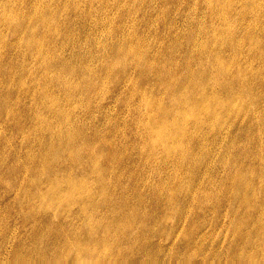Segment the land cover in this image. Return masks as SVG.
<instances>
[{"label":"rangeland","instance_id":"rangeland-1","mask_svg":"<svg viewBox=\"0 0 264 264\" xmlns=\"http://www.w3.org/2000/svg\"><path fill=\"white\" fill-rule=\"evenodd\" d=\"M2 1L4 2V0H0V4H3L2 6L0 5V13L2 14L1 11L4 10L3 13L9 12V14H12L14 18L20 21V23L23 20V27L21 24L18 25L19 28L11 24H3L0 14V29L2 30H0V53L4 54L0 56V264H12V262L13 264L14 262L15 264H24V259H26L25 255H27H24V253H27L30 245L34 244L35 242L39 243L38 249H42L43 251H46L54 246V244L49 243L48 241H42V244L39 242V233H37L35 230L37 227L36 220L33 219V217H27L28 219L25 218L26 208L19 205L18 200H16V195L21 193L22 188L21 185H19L20 181L18 180H21L22 177L20 174L15 175L16 172L14 173V170L16 171L18 164H22L24 168H29V165L31 164L29 155L31 153L38 154L37 151L39 147H41L40 145L49 147L52 150L56 149L57 151H60V153H63L62 150H68L71 153L70 156L72 158L74 156L73 161L71 160L70 156H63L62 161H60L58 166L66 167L69 164L66 167L67 170H73L76 173H85L88 180L91 179L90 182L92 185L101 184L100 186L106 188V192L105 189H103L104 193L95 192L97 195H94V197H96L94 215H96L98 211L103 213L105 216L103 218L104 225L111 227V233L109 232L111 237L110 264H236L237 260V264H248L247 257L249 255L253 258L255 257L254 259L257 264H264L262 253H260L259 248H257L258 240H264V224H262L264 222V202L262 201L264 197V149L262 148V146L264 147V0H262L261 4V0H227L228 2L226 0H107L108 2L106 0L105 2L104 0H90V2L89 0H21V3L20 0H5V5V2L3 3ZM34 2H37L38 5ZM73 2H75V4ZM102 3H104L106 6H104ZM35 5H37V7ZM87 5H89L88 8ZM224 6L226 8H224ZM53 7L56 10L58 8L59 9L56 11L53 9ZM104 7L106 10L103 9ZM110 7L111 10L107 9ZM250 7H252L254 10ZM35 8L38 11L42 10L45 13H47L46 11H49L51 17L54 13L53 18L57 19L55 20L56 23L54 22L53 18H50V26L53 27L52 29L55 28L54 30H51V27L48 24L50 23L49 21L47 23V29V24L41 27L42 24L37 23V18L36 20L33 19L34 17H37V13L34 12L36 11ZM136 9L137 11H135ZM226 10L227 13H230L231 17H229V14L225 12ZM56 12L58 14H55ZM240 12H243L242 15ZM28 13L31 15L34 14L32 15L34 17L30 16ZM126 13L128 14L127 16ZM103 14H105V16ZM152 14H154L155 17ZM28 15L30 16V19L28 18ZM54 15H56V18ZM100 15L102 18H100ZM159 15L161 17H159ZM215 16L218 18V20ZM25 17L29 19V22ZM91 17H93L95 20ZM130 19L131 21H129ZM32 20L33 22L31 23ZM35 23L38 25L36 26ZM105 23L107 25H105ZM7 25L9 26L7 27ZM10 26L17 28H11L12 30H10ZM37 27H40L41 30L39 28L37 29ZM124 27L125 29L128 27L126 29L127 31L124 29ZM27 28H32V30H34V35H39L38 40L41 41L39 44H36V42H31V44L27 41L29 33V29ZM7 29L10 30V34ZM190 29L191 31L189 32ZM45 30L47 32H45ZM19 31H22L21 35ZM252 31L255 35L252 34ZM100 32H102V34H100ZM12 34L15 35L12 36ZM26 34L27 37H25ZM119 34L121 35L119 36ZM3 35L7 38L3 37ZM186 35L188 36L186 37ZM210 35L212 37H210ZM19 36H21V38ZM126 36H128V39ZM154 37L156 41L154 40ZM258 37H260V39H258ZM1 38L2 40L5 39V41H2V43ZM15 38L18 39L17 42ZM191 38L192 40L190 41ZM7 39H9V41ZM10 39L12 40V43H9L11 42ZM21 39H24L25 41L23 40L24 42H22ZM137 39L139 41H137ZM174 40L177 41L174 42ZM124 41L126 42L125 45H123ZM199 41H202V43ZM203 41L205 42L203 43ZM120 42L122 43L121 45ZM29 43L33 47L30 46ZM52 43L53 46L50 45ZM109 43L111 46H109ZM199 43L200 46L197 47ZM134 44L137 47H134ZM144 44L145 46H143ZM16 46L21 48L18 50L15 48ZM26 46H28L29 49H27ZM38 48L42 49L39 50ZM247 49H249V53ZM26 50L28 53L25 52ZM45 50L47 54L50 53L51 57L48 56L49 54L47 56L44 55L46 54ZM229 52H232V54ZM41 53L43 56L40 58L42 55ZM241 54L242 56L244 55V57H242ZM182 58H184V60ZM244 58L245 65L243 64ZM46 59L47 61L49 60L47 63ZM105 59L109 64L113 62L111 64L112 67L105 61ZM214 60L216 63H214ZM233 60L236 62H233ZM231 63V68H229L228 65ZM260 63H262V65ZM46 64L48 67L45 69ZM213 64L214 66H212ZM24 66H26L27 70ZM248 66L249 68H247ZM203 68L205 69L203 70ZM217 68H219V71ZM132 72L135 73L132 74ZM199 72L202 73L201 76H199ZM217 72H219L218 75L220 76L218 78ZM220 73L223 75L221 76ZM38 74H40V76H38ZM227 74L229 76H227ZM260 74H262V77ZM45 75L46 78L48 76V79L45 78ZM236 75L239 78H236ZM117 76L121 78H118ZM165 76L166 78L173 76L176 83H179L178 85L181 87L180 89L182 91L183 89L185 90L184 87L187 86L186 90L188 97L190 94L191 97H197L199 94L202 96L208 94L210 97H212V95L216 96L218 98V102L216 103L217 105H209L210 108H208V111L211 110L209 116L207 110L202 112L204 117L202 116V119L198 125L194 126V129L197 127L199 130H193L192 125L194 124V120L192 119V116L188 115V117L182 122V125L185 126L184 130L186 131V136H172L169 138L170 145L172 147L170 152L164 153L160 145V147L155 145L156 147L154 149L156 153L153 154V156L147 154L148 151L146 148H144V138L146 137L143 123L146 120V114H148L147 112L150 110V106L146 105L145 103V97H158L160 95V97H162V101H165L166 105L168 106L178 102L177 100L173 99V96L170 95L168 91L166 92V83L164 82V79H166ZM234 76L236 77L234 78ZM205 77L206 79H204ZM257 77H259V79ZM160 78H162V80ZM241 78L244 82H242ZM95 79H99L97 81L98 83ZM123 80L125 82H123ZM136 80H138V82ZM200 80H202L204 83L202 86H199ZM215 80H218V85L216 84ZM21 81L23 82L21 83ZM117 81L120 83L117 84ZM249 81L251 85L249 84ZM46 83L48 84L46 85ZM72 83L76 86V88ZM5 85H8V87ZM56 85H58V87ZM67 86L69 88H67ZM104 86L108 91L104 89ZM223 86H227L225 90L223 89ZM229 86L232 89L228 90V88H230ZM73 87L75 90H73ZM97 87L100 88L98 89L100 91H97ZM136 87L137 89H135ZM259 87L260 89H258ZM145 88L148 89L145 90ZM191 88L192 91H189ZM24 89L28 92H25ZM138 89L140 91H138ZM220 89L223 90L221 91ZM44 90H47V93H44ZM237 90L239 92L238 95L236 94ZM242 90L244 93L241 94ZM49 92L50 94H48ZM261 92L263 94H260ZM167 93L169 95H167ZM224 93H227V98ZM246 93H248V97L245 95ZM216 94H218V96ZM221 94L222 97L220 96ZM94 95L97 96L94 97ZM40 96H43L42 100ZM249 97H251L252 102L249 103L250 106H245L246 104L248 105V101H250ZM253 97L255 102H253ZM255 97H257V101ZM50 98L53 99L51 100ZM65 98L66 101H64ZM83 98L85 100H83ZM120 99L124 103L121 102ZM245 100L247 103H245ZM71 102H73L74 105L73 103L71 104ZM32 103L35 105V107L32 105ZM47 103L52 107H56L57 105V108L63 111H70L67 119L68 125L62 123L60 117H56V115H54L51 110L47 109L45 106ZM62 104L63 107L65 105L66 108L64 107L62 109ZM123 104H125L126 107L123 106ZM13 108H15V110ZM243 109L246 111L245 113L243 112ZM228 110L229 113H227ZM141 111L143 112V116H141ZM238 111L240 112L238 113ZM242 112L244 116L242 115ZM40 115L44 116V120H46L43 122L42 126L43 128L45 127L44 129H42L39 119H36L37 116ZM49 115L51 117L50 119L48 118ZM213 117H215L217 120H215ZM142 119H144L143 122ZM212 119L214 125L212 124ZM219 119H222V121ZM31 120L33 121L32 124ZM221 122L225 123L223 124ZM227 123L229 127L228 125L226 127L224 126ZM33 124L36 128L33 127ZM122 125H125L123 126V129ZM199 125L201 127H199ZM138 126L140 127L138 128ZM210 126H212V128ZM116 127L119 128L118 131ZM208 127H210L212 131H210V128ZM223 127L225 131L222 130ZM120 129L121 131L123 130V133H121ZM63 136L64 139H62ZM111 136L113 137L112 139ZM54 139L56 141H54ZM84 140L86 142H84ZM176 140L178 141V145L175 143ZM105 141H108L109 143ZM110 142L112 143L110 144ZM86 143L88 146L85 145ZM260 144L262 146H260ZM118 146L119 148H117ZM159 149L161 150L159 151ZM177 151L180 152L177 153ZM182 152L183 155L185 153L184 158L182 155H180ZM78 153H80L82 157ZM257 153L258 155H256ZM95 154L97 155L95 156ZM224 154H228L226 158ZM156 155L158 159L155 158ZM114 156L116 157L114 158ZM243 156L244 159H242ZM162 157H165V159H162ZM176 157H178V159H176ZM168 158L169 161L167 160ZM97 159L103 163L102 172H95L89 168V164H91L94 160L96 161ZM175 164H177L176 167ZM77 165H79L78 170L76 167ZM177 167L178 169H176ZM186 167L188 168L186 169ZM103 173H105V176H103ZM254 173H257L258 177ZM28 174L29 173L27 172L24 173V177L26 179L27 176L30 175ZM37 176L39 180L37 179ZM43 177L45 176L39 175L38 173L35 176V179H32L31 183H38L44 179ZM241 177H243V180ZM234 178H236L237 182ZM96 182L98 183L96 184ZM231 183H234V186ZM243 183L245 184L242 187ZM177 185L180 188L177 187ZM154 187L156 189H154ZM258 187L259 191L257 189ZM234 189H236L235 192H233ZM257 192H260L259 196ZM246 193L248 195H246ZM233 194H236L237 197H235ZM237 199L241 200L238 201ZM258 201L259 203H257ZM102 203L104 204L102 205ZM256 203L259 204L258 206L260 208ZM255 205L256 207H254ZM255 211L257 213H255ZM126 215L128 216L126 217ZM113 219H115V222H113ZM241 219L243 221L246 220L245 225ZM98 220L97 218L93 220V224L95 225V223L101 222ZM239 221L242 222L239 223ZM257 224L258 226L260 224V226H256ZM261 226H263V233L260 229ZM129 231L132 233L131 235L129 234ZM6 233L8 235H6ZM133 235L134 237H132ZM20 245L21 247H19ZM132 245L135 246L133 247ZM15 250L18 252L16 256L17 258L13 257ZM242 252H245L244 255L246 254V258L243 256ZM31 258L35 261L34 263H36L38 260L34 253L31 255Z\"/></svg>","mask_w":264,"mask_h":264},{"label":"bare ground","instance_id":"bare-ground-1","mask_svg":"<svg viewBox=\"0 0 264 264\" xmlns=\"http://www.w3.org/2000/svg\"><path fill=\"white\" fill-rule=\"evenodd\" d=\"M13 1V0H12ZM24 1V0H23ZM35 1V0H34ZM107 1V0H106ZM206 1V0H205ZM217 1V0H216ZM227 1V0H226ZM256 1H258V0H256ZM3 2V1H2ZM5 2V3H4ZM4 5L6 4V1L4 0ZM17 2V1H16ZM31 2V1H30ZM38 2V1H37ZM37 2L35 3V4H37ZM89 2H90V0H89ZM104 2H105V0H104ZM108 2V1H107ZM228 2V1H227ZM247 2V1H246ZM253 2V1H252ZM255 2V1H254ZM261 2H262V0L260 1V4H261ZM20 3H21V0H20ZM33 3V2H32ZM41 3V2H40ZM62 3V2H61ZM74 4H75V2H73ZM118 3H119V1H118ZM121 3H122V1H121ZM121 3H120V5H121ZM137 3V2H136ZM143 3V2H142ZM211 3V2H210ZM234 3H235V1H234ZM259 3V2H258ZM15 4V3H14ZM56 4V3H55ZM102 4H104V3H102ZM111 4V3H110ZM117 4V3H116ZM236 4V3H235ZM1 5V4H0ZM3 5V4H2ZM1 5V6H2ZM8 5V4H7ZM38 5V4H37ZM37 5H35L36 7H37ZM119 5V4H118ZM117 5V6H118ZM126 5H127V2H126ZM167 5V4H166ZM197 5V4H196ZM225 5V4H224ZM242 5H243V3H242ZM250 5V4H249ZM258 5V4H257ZM47 6H51V5H47ZM54 6V5H53ZM57 6V5H56ZM55 6V7H56ZM88 6L89 5H87V8H88ZM104 6H106L105 4H104ZM111 6V5H110ZM122 6V5H121ZM207 6H208V3H207ZM216 6V5H215ZM222 6H223V2H222ZM250 6H252V5H250ZM256 6V5H255ZM261 6V5H260ZM7 7H9V6H7ZM41 7V6H40ZM39 7V8H40ZM59 7V6H58ZM125 7V6H124ZM127 7V6H126ZM134 7V6H133ZM168 7V6H167ZM234 7V6H233ZM253 7V6H252ZM252 7H250V8H252ZM19 8V7H18ZM17 8V9H18ZM38 8V9H39ZM42 8V7H41ZM40 8V9H41ZM44 8V7H43ZM48 8V7H47ZM60 8V7H59ZM58 8V9H59ZM63 8V7H62ZM208 8V7H207ZM217 8H218V6H217ZM224 8H226L225 6H224ZM223 8V9H224ZM241 8V7H240ZM34 9V8H33ZM36 9V8H35ZM39 9V10H40ZM53 9H55L54 7H53ZM57 9V10H58ZM103 9H105V7L103 8ZM107 9H110L111 10V7L110 8H107ZM113 9V8H112ZM214 9V8H213ZM242 9V8H241ZM253 9V8H252ZM258 9V8H257ZM8 10H9V8H8ZM56 10V9H55ZM56 10V11H57ZM62 10V9H61ZM106 10V9H105ZM127 10H129V9H127ZM209 10V9H208ZM222 10V9H221ZM232 10V9H231ZM247 10V9H246ZM254 10V9H253ZM3 11L4 10H2L1 12H2V14H1V17H2V21H3V24H11V25H14V26H17L18 27V25L19 24H21V26H22V19H24V18H22L21 20V23H20V21H18V19H16V18H14L13 17V15L11 14H9V12L7 13V12H4L3 13ZM33 11V10H32ZM109 11V10H108ZM135 11H137V9L135 10ZM211 11V10H210ZM223 11V10H222ZM249 11V10H248ZM34 12H36L37 14V17H34V16H32V15H34V14H30V13H28V14H30V16H32V17H34L33 19H35L36 20V18H37V20L36 21H38L37 23L38 24H42L41 25V27L42 26H45L47 23H48V21L50 22L51 21V19L50 18H53V14H52V17L50 16V13H49V11H46L47 13H45V12H43L42 10H40V11H38L37 9H36V11H34ZM111 12V11H110ZM127 12V11H126ZM216 12H217V10H216ZM226 13H227V10L225 11ZM225 12H224V14H225ZM244 12V11H243ZM242 12V13H243ZM252 12V11H251ZM13 13V12H12ZM33 13V12H32ZM60 13V12H59ZM87 13V12H86ZM101 13V12H100ZM120 13V12H119ZM132 13V12H131ZM135 13V12H134ZM158 13V12H157ZM213 13V12H212ZM234 13H236V12H234ZM233 13V14H234ZM239 13V12H238ZM237 13V14H238ZM241 13V12H240ZM242 13H241V15H242ZM15 14H17V13H15ZM22 14V13H21ZM55 14H58L57 12L55 13ZM110 14V13H109ZM118 14V13H117ZM210 14H211V12H210ZM215 14H217V13H215ZM227 14H229V17H231L230 16V13L228 12ZM26 15V14H25ZM104 16H105V14H103ZM128 14L126 13V16H127ZM152 15H154V14H152ZM155 15H156V13H155ZM155 15H154V17H155ZM208 15V14H207ZM261 15H262V13H261ZM29 15H28V18L30 17ZM117 16V15H116ZM245 16V15H244ZM244 16H243V18H244ZM259 16V15H258ZM31 17V18H32ZM54 17L56 18V15H54ZM57 17H59V16H57ZM109 17V16H108ZM107 17V18H108ZM131 17H132V14H131ZM159 17H161L160 15H159ZM163 17V16H162ZM216 17V16H215ZM222 17V16H221ZM240 17V16H239ZM26 18V17H25ZM91 18H93V17H91ZM100 18H102L101 17V15H100ZM117 18V17H116ZM210 18V17H209ZM217 18V17H216ZM30 19V18H29ZM29 19H27L26 18V20L28 21ZM94 19V18H93ZM92 19V20H93ZM213 19V18H212ZM211 19V20H212ZM53 20H54V22H55V20H57V19H54L53 18ZM95 20V19H94ZM102 20V19H101ZM217 20H218V18H217ZM216 20V21H217ZM104 21V20H103ZM102 21V22H103ZM129 21H131V19L129 20ZM128 21V22H129ZM242 21V20H241ZM240 21V22H241ZM1 22V21H0ZM29 22V21H28ZM27 22V23H28ZM33 22V20L31 21V23ZM53 22V21H52ZM220 22V21H219ZM30 23V24H31ZM56 23V22H55ZM104 23V22H103ZM29 24V23H28ZM37 24V25H38ZM49 24V26H50V24H51V22L50 23H48ZM48 24H47V29H48ZM224 24H225V22H224ZM241 24V23H240ZM35 25H36V23H35ZM36 25V26H37ZM55 25V24H54ZM105 25H107L106 23H105ZM108 25H110V24H108ZM127 25V24H126ZM193 25V24H192ZM2 26V25H1ZM4 26V25H3ZM9 25H7V27H8ZM31 26V25H30ZM218 26V25H217ZM223 26V25H222ZM225 26V25H224ZM226 26H227V23H226ZM5 27H6V25H5ZM17 27H11L10 26V30H12L11 28H17ZM23 27V26H22ZM28 27H29V25H28ZM51 27V26H50ZM103 27V26H102ZM105 27V26H104ZM108 27V26H107ZM237 27H238V25H237ZM1 28V27H0ZM19 28V27H18ZM40 29V27H37V29ZM53 27H51V30H54V29H52ZM128 28V27H127ZM126 28V29H127ZM134 28V27H133ZM240 28V27H239ZM4 29H6V28H4ZM25 29V28H24ZM27 29H29V28H27ZM35 29V28H34ZM36 29V30H37ZM43 29V28H42ZM45 29V28H44ZM105 29V28H104ZM124 29H125V27H124ZM125 29V30H126ZM169 29V28H168ZM192 29V28H191ZM191 29L189 30V32L191 31ZM194 29V28H193ZM215 29H216V27H215ZM215 29H214V31H215ZM1 30V29H0ZM8 30V29H7ZM10 30H8L9 31V34H10ZM41 30V29H40ZM50 30V31H51ZM107 30V29H106ZM212 30V29H211ZM226 30V29H225ZM2 31V30H1ZM1 31H0V33H1ZM4 31V30H3ZM22 31H23V29H22ZM21 31V32H22ZM28 31V30H27ZM127 31V30H126ZM133 31V30H132ZM145 31H147V30H145ZM153 31H155V30H153ZM12 32V31H11ZM21 32L19 31V33H20V35H21ZM41 32V31H40ZM45 32H47L46 30H45ZM44 32V33H45ZM49 32V31H48ZM106 32V31H105ZM125 32V31H124ZM157 32V31H156ZM169 32V31H168ZM188 32V33H189ZM224 32V31H223ZM227 32H228V30H227ZM253 32V31H252ZM3 33H5V32H3ZM35 33H36V31H35ZM99 33V32H98ZM133 33H135V32H133ZM192 33V32H191ZM214 33V32H213ZM212 33V34H213ZM218 33V32H217ZM229 33V32H228ZM17 34V33H16ZM37 34V33H36ZM43 34V33H42ZM100 34H102V32H100ZM106 34H107V32H106ZM215 34H216V32H215ZM223 34V33H222ZM231 34V33H230ZM230 34H229V36H230ZM250 34H251V31H250ZM253 35H255L254 34V32L252 33ZM15 35V34H14ZM13 34H12V36H14ZM108 35V34H107ZM121 34H119V36H120ZM126 35H127V32H126ZM129 35V34H128ZM135 35V34H134ZM193 35V34H192ZM0 36H1V34H0ZM11 36V37H12ZM35 36L36 35H34V30H32V28L31 29H29V33H28V37H27V34H26V36L25 37H27V41L28 42H36V44H39V42H41V41H39L38 40V34H37V36H36V38H35ZM188 35H186V37H187ZM194 36V35H193ZM204 36V35H203ZM228 36V37H229ZM247 36V35H246ZM3 37H5V38H7L6 36H4L3 35ZM20 38H21V36H19ZM111 37V36H110ZM127 37V39H128V36H126ZM130 37V36H129ZM181 37V36H180ZM183 37V36H182ZM210 37H212L211 35H210ZM44 38V37H43ZM43 38H41V39H43ZM109 38V37H108ZM122 38V37H121ZM247 38H248V36H247ZM252 38V37H251ZM257 38V37H256ZM4 39V38H3ZM16 39V38H15ZM123 39H124V37H123ZM130 39V38H129ZM143 39V38H142ZM160 39H161V37H160ZM195 39V38H194ZM229 39H230V37H229ZM243 39V38H242ZM258 39H260V37H258ZM8 41H9V39H7ZM17 40L18 39H16V42H17ZM24 39H21V41L22 42H24L23 41ZM110 40V39H109ZM117 40V39H116ZM121 40V39H120ZM131 40V39H130ZM130 40H129V42H130ZM154 40H155V37H154ZM153 40V41H154ZM181 40V39H180ZM184 40V39H183ZM192 40V38L190 39V41ZM205 40V39H204ZM2 41H5V39L4 40H2V38H1V43H2ZM7 41V42H8ZM10 41L11 42H9V43H12V40L10 39ZM14 41V40H13ZM86 41H87V39H86ZM97 41V40H96ZM112 41V40H111ZM121 41H123V40H121ZM137 41H139L138 39H137ZM141 41V40H140ZM156 41V40H155ZM157 41H159V40H157ZM175 41H177V40H174V42ZM194 41V40H193ZM214 41V40H213ZM253 41V40H252ZM258 41H260V40H258ZM52 42V41H51ZM98 42V41H97ZM97 42H95V43H97ZM110 42V41H109ZM127 42H128V40H127ZM200 43H202V41H199ZM205 41H203V43H204ZM211 42H212V39H211ZM235 42V41H234ZM243 42V41H242ZM254 42H255V40H254ZM5 43V42H4ZM20 43V42H19ZM18 43V44H19ZM29 43V45L30 46H32L31 44ZM106 43V42H105ZM111 43V42H110ZM110 43H109V46H111L110 45ZM125 41L123 42V45H125ZM134 43V42H133ZM137 43V42H136ZM162 43V42H161ZM200 43H199V45H197V47L198 46H200ZM232 43V42H231ZM236 43H237V41H236ZM249 43V42H248ZM26 44V43H25ZM122 43L120 42V45H121ZM129 44V43H128ZM139 44V43H138ZM163 44V43H162ZM170 44V43H169ZM168 44V45H169ZM188 44H190V43H188ZM239 44V43H238ZM14 45V44H13ZM17 45V44H16ZM50 45H52L53 46V43L52 44H50ZM99 45V44H98ZM97 45V46H98ZM119 45V44H118ZM131 45V44H130ZM140 45V44H139ZM138 45V46H139ZM152 45V44H151ZM158 45V44H157ZM164 45H166V44H164ZM205 45V44H204ZM24 46V45H23ZM29 46V47H30ZM143 46H145V44L143 45ZM161 46V45H160ZM241 46V45H240ZM254 46V45H253ZM27 47V49H29L28 48V46H26ZM33 47V46H32ZM36 47V46H35ZM44 47V46H43ZM47 47V46H46ZM45 47V48H46ZM114 47V46H113ZM113 47H111V48H113ZM121 47V46H120ZM133 47V46H132ZM134 47H137V46H135V44H134ZM140 47V46H139ZM166 47V46H165ZM169 47V46H168ZM205 47V46H204ZM3 48V47H2ZM1 48V49H2ZM13 48V47H12ZM15 48H17L18 50L21 48H18L17 46L15 47ZM124 48V47H123ZM155 48V47H154ZM157 48V47H156ZM188 48H189V45H188ZM248 48H250V47H248ZM35 49V48H34ZM39 50H41L40 48H38ZM37 49V50H38ZM44 49V48H43ZM163 49V48H162ZM200 49H202V48H200ZM232 49V48H231ZM234 49V48H233ZM262 49V48H261ZM260 49V50H261ZM264 49V48H263ZM36 50V51H37ZM129 50V49H128ZM135 50V49H134ZM138 50V49H137ZM154 50V49H153ZM184 50V49H183ZM199 50V49H198ZM209 50H210V48H209ZM238 50H239V48H238ZM252 50V49H251ZM2 51H3V49H2ZM30 51H31V49H30ZM108 51V50H107ZM109 51H110V49H109ZM119 51V50H118ZM118 51H116V52H118ZM121 51V50H120ZM136 51V50H135ZM170 51H171V49H170ZM196 51V50H195ZM200 51V50H199ZM216 51V50H215ZM232 51V50H231ZM240 51V50H239ZM247 51H248V53H249V49H247ZM255 51V50H254ZM25 52H27L28 53V51L26 50ZM45 52H46V50H45ZM181 52H183V51H181ZM213 52V51H212ZM236 52V51H235ZM253 52V51H252ZM33 53V52H32ZM31 53V54H32ZM37 53H38V51H37ZM115 53V52H114ZM129 53V52H128ZM188 53H189V50H188ZM230 53V52H229ZM234 53V52H233ZM241 53V52H240ZM247 53V54H248ZM1 55L0 56H2V54L3 53H0ZM6 54V53H5ZM42 54V53H41ZM49 54V55H48ZM47 54V52H46V54H44V55H48V56H50V53H48ZM103 54H105V53H103ZM117 54V53H116ZM115 54V55H116ZM133 54H134V52H133ZM136 54V53H135ZM214 54V53H213ZM217 54V53H216ZM223 54V53H222ZM230 54H232V52L230 53ZM229 54V55H230ZM245 54V53H244ZM260 54H261V52H260ZM4 55V54H3ZM22 55H23V51H22ZM29 55V54H28ZM35 55H38V54H35ZM140 55V54H139ZM218 55V54H217ZM236 55V54H235ZM259 55V54H258ZM257 55V56H258ZM43 56V54L40 56V58ZM118 56V55H117ZM129 56V55H128ZM136 56V55H135ZM135 56H134V58H135ZM157 56V55H156ZM170 56V55H169ZM240 56V55H239ZM241 56H242V54H241ZM263 56V55H262ZM262 56H260V57H262ZM36 57V56H35ZM51 57V56H50ZM49 57V58H50ZM104 57H105V55H104ZM103 57V58H104ZM115 57V56H114ZM160 57V56H159ZM219 57V56H218ZM222 57V56H221ZM235 57V56H234ZM242 57H244V55L242 56ZM241 57V58H242ZM31 58V57H30ZM38 58V57H37ZM48 58V59H49ZM158 58V57H157ZM230 58H231V56H230ZM32 59V58H31ZM31 59H29V60H31ZM33 59H34V56H33ZM52 59V58H51ZM57 59V58H56ZM114 59V58H113ZM149 59V58H148ZM183 60H184V58H182ZM214 59H215V57H214ZM233 59V58H232ZM235 59V58H234ZM258 59H259V57H258ZM257 59V60H258ZM263 59V58H262ZM36 60V59H35ZM121 60V59H120ZM134 60V59H133ZM160 60V59H159ZM188 60V59H187ZM223 60V59H222ZM253 60V59H252ZM251 60V61H252ZM32 61V60H31ZM49 61V60H48ZM47 61V59H46V63L48 62ZM105 61H106V59H105ZM123 61V60H122ZM128 61V60H127ZM139 61V60H138ZM167 61V60H166ZM174 61V60H173ZM189 61V60H188ZM215 61V60H214ZM248 61V60H247ZM29 62V61H28ZM43 62H45V61H43ZM57 62V61H56ZM98 62H99V60H98ZM103 62H104V60H103ZM107 62V61H106ZM115 62V61H114ZM159 62V61H158ZM233 62H236L235 60H233ZM244 62H245V58H244V61H243V64H244ZM33 63V62H32ZM108 63V62H107ZM111 63V62H110ZM113 63V62H112ZM111 63V64H112ZM166 63V62H165ZM189 63V62H188ZM211 63V62H210ZM214 63H216V61L214 62ZM223 63V62H222ZM247 63V62H246ZM249 63V62H248ZM49 64V63H48ZM77 64V63H76ZM101 64H102V62H101ZM104 64H105V62H104ZM109 64V63H108ZM107 64V65H108ZM111 64H109V65H111ZM128 64V63H127ZM175 64H176V62H175ZM227 64V63H226ZM225 64V65H226ZM261 65H262V63H260ZM25 65V64H24ZM45 65V64H44ZM98 65H99V63H98ZM138 65V64H137ZM152 65H153V63H152ZM182 65V64H181ZM183 65H184V63H183ZM189 65V64H188ZM200 65V64H199ZM224 65V66H225ZM230 65H232V63L231 64H229L228 66H229V68H231L230 67ZM236 65V64H235ZM245 65V64H244ZM9 66H11V65H9ZM26 66H28V65H26ZM26 66H24L25 67V69L27 70V68H26ZM50 66V65H49ZM66 66H67V64H66ZM83 66H84V64H83ZM95 66V65H94ZM174 66H176V65H174ZM212 66H214V64L212 65ZM222 66V65H221ZM223 66V67H224ZM228 66H227V68H228ZM260 66V65H259ZM14 67V66H13ZM12 67V68H13ZM21 67V66H20ZM48 66H47V64H46V66H45V69L47 68ZM68 67V66H67ZM110 67V66H109ZM111 67H112V65H111ZM133 67V66H132ZM138 67V66H137ZM191 67V66H190ZM190 67H188V68H190ZM199 67V66H198ZM197 67V68H198ZM223 67H222V69H223ZM237 67H238V65H237ZM263 67H264V65H263ZM11 68V69H12ZM22 68V67H21ZM85 68V67H84ZM95 68V67H94ZM94 68H93V70H94ZM116 68V67H115ZM114 68V69H115ZM135 68V67H134ZM178 68V67H177ZM182 68V67H181ZM236 68V67H235ZM247 68H249V66L247 67ZM250 68H252V67H250ZM29 69V68H28ZM50 69V68H49ZM73 69V68H72ZM108 69V68H107ZM112 69V68H111ZM183 69H184V67H183ZM192 69V68H191ZM205 68H203V70H204ZM211 69H212V67H211ZM218 69V71H219V68H217ZM0 70H1V68H0ZM10 70V69H9ZM69 70V69H68ZM71 70V69H70ZM91 70H92V67H91ZM109 70V69H108ZM107 70V71H108ZM132 70V69H131ZM143 70V69H142ZM141 70V71H142ZM149 70V69H148ZM156 70V69H155ZM172 70V69H171ZM182 70V69H181ZM209 70V69H208ZM48 71V70H47ZM46 71V72H47ZM103 71V70H102ZM101 71V72H102ZM105 71H106V69H105ZM133 71V70H132ZM144 71V70H143ZM173 71V70H172ZM171 71V72H172ZM206 71V70H205ZM226 71V70H225ZM230 71V70H229ZM6 72H7V69H6ZM29 72V71H28ZM49 72H50V70H49ZM49 72H48V76H49ZM109 72V71H108ZM130 72V71H129ZM151 72H152V70H151ZM187 72V71H186ZM204 72V71H203ZM237 72H238V70H237ZM52 73V72H51ZM89 73V72H88ZM110 73H111V71H110ZM133 73H135V72H132V74ZM195 73H197V72H195ZM200 73V72H199ZM212 73V72H211ZM228 73V72H227ZM249 73V72H248ZM248 73H246V74H248ZM30 74V73H29ZM87 74V73H86ZM98 74V73H97ZM119 74V73H118ZM157 74V73H156ZM158 74H159V72H158ZM174 74V73H173ZM173 74H170V75H173ZM207 74H208V72H207ZM219 74V72H217V75ZM221 74V76L223 75L222 73H220ZM234 74V73H233ZM232 74V75H233ZM239 74V73H238ZM243 74V73H242ZM37 75V74H36ZM130 75V74H129ZM139 75H140V73H139ZM202 75V73H200L199 74V76H201ZM261 75V77H262V74H260ZM259 75V76H260ZM11 76V75H10ZM26 76V75H25ZM30 76V75H29ZM38 76H40V74H38ZM42 76V75H41ZM48 76H47V78H46V75H45V78L46 79H48ZM99 76V75H98ZM186 76V75H185ZM216 76V75H215ZM227 76H229L228 74H227ZM237 76V75H236ZM236 76H234V78L236 77ZM250 76H252V75H250ZM27 77V76H26ZM25 77V78H26ZM42 77H44V76H42ZM97 77V76H96ZM101 77H104V76H101ZM112 77V76H111ZM118 77V76H117ZM168 77V76H167ZM183 77V76H182ZM194 77H196V76H194ZM212 77H213V74H212ZM218 77H220L219 75L217 76V78ZM249 77V76H248ZM4 78V77H3ZM2 78V79H3ZM38 78V77H37ZM51 78V77H50ZM82 78H83V76H82ZM84 78H85V76H84ZM98 78V77H97ZM118 78H121V77H118ZM126 78V77H125ZM131 78V77H130ZM130 78H129V80H130ZM133 78V77H132ZM149 78V77H148ZM165 78H166V76H165ZM236 78H239L238 76L236 77ZM246 78H247V76H246ZM258 79H259V77H257ZM1 79V78H0ZM9 79V78H8ZM22 79V78H21ZM72 79V78H71ZM146 79V78H145ZM161 80H162V78H160ZM175 78L172 76V77H168V78H166V79H164L165 81V83H166V92L168 91V93L170 94V95H172L173 96V99L174 100H177L178 102H175V104H173V105H166V102L164 101H162V97H160V95L158 96V97H149V96H146L145 97V103H146V105H148V106H150V110L147 112L148 114H146V120H145V122L143 123V125H144V127H145V137L146 138H144V148H146V150L148 151V153L147 154H150V155H153V154H155L156 153V151H155V145H160L161 146V149H162V151L164 152V153H166V152H170L171 151V149H172V147H171V145H170V139L169 138H171L172 136H184L185 135V130H184V127L185 126H183L182 125V122L188 117V115H190V116H192L193 118V120H194V124L192 125V127H193V130H195V129H197V127H195V129H194V126L196 125H198V123L201 121V119H202V116H203V114H202V112L203 111H208V108H210L209 107V105L210 104H216L217 102H218V98L216 97V96H214V95H212V97H210V95H200L199 94V96H197V97H191V94L189 95V97H188V95H187V90H186V87H184L185 88V90L183 89V91L180 89L181 87L178 85L179 83H176V81L174 80ZM181 79V78H180ZM187 79V78H186ZM197 79V78H196ZM204 79H206V77L204 78ZM249 80H251L250 78H248ZM262 79V78H261ZM34 80H36V79H34ZM96 80V79H95ZM99 80V79H98ZM98 80H96V82L98 81ZM122 80V79H121ZM125 80V79H124ZM123 80V82H125ZM140 80V79H139ZM225 80V79H224ZM223 80V81H224ZM241 80H242V82H244L243 81V79L241 78ZM1 81V80H0ZM20 81V80H19ZM25 81H27V80H25ZM48 81V80H47ZM52 81V80H51ZM102 81H103V79H102ZM101 81V82H102ZM133 81V80H132ZM137 82H138V80H136ZM218 81V80H217ZM217 81L215 80V82H216V84L218 85V83H217ZM230 81V80H229ZM9 82V81H8ZM23 81H21V83H22ZM37 82V81H36ZM44 82H45V80H44ZM43 82V83H44ZM49 82V81H48ZM55 82V81H54ZM91 82V81H90ZM95 82V83H96ZM108 82V81H107ZM184 82V81H183ZM231 82V81H230ZM241 82V81H240ZM242 82H241V84H242ZM252 82H253V80H252ZM28 83V82H27ZM29 83L31 84V82L29 81ZM34 83V82H33ZM74 83H75V81H74ZM92 83V82H91ZM98 83V82H97ZM105 83H106V81H105ZM118 83H120V82H118L117 81V84ZM121 83H122V81H121ZM131 83V82H130ZM185 83V82H184ZM197 83V82H196ZM36 84V83H35ZM34 84V85H35ZM48 83H46V85H47ZM55 84V83H54ZM67 84V83H66ZM73 84V83H72ZM72 84H70V85H72ZM103 84V83H102ZM127 84V83H126ZM132 84V83H131ZM134 84H135V82H134ZM139 84V83H138ZM204 83H203V81L202 80H200V82H199V86H202ZM227 84V83H226ZM245 84V83H244ZM249 84H250V81H249ZM3 85V84H2ZM41 85V84H40ZM53 85V84H52ZM52 85H51V87H52ZM60 85H62V84H60ZM65 85V84H64ZM74 85V84H73ZM79 85V84H78ZM81 85V84H80ZM92 85V84H91ZM221 85V84H220ZM220 85H219V87H220ZM223 85H224V83H223ZM233 85V84H232ZM251 85V84H250ZM6 86V85H5ZM20 86V85H19ZM26 86V85H25ZM32 86H33V84H32ZM57 87H58V85H56ZM75 86V85H74ZM93 86V85H92ZM91 86V87H92ZM96 86H97V84H96ZM98 86H99V84H98ZM113 86V85H112ZM111 86V87H112ZM117 86V85H116ZM127 86V85H126ZM137 86V85H136ZM194 86H196V85H194ZM225 86V85H224ZM223 86V87H224ZM6 87H8V85L6 86ZM5 87V88H6ZM37 87H39V86H37ZM41 87V86H40ZM50 87V88H51ZM90 87V88H91ZM103 87V86H102ZM118 87V86H117ZM121 87V86H120ZM147 87V86H146ZM227 87V86H226ZM226 87H224L223 89L225 90V88ZM230 87V86H229ZM21 88V87H20ZM22 88H23V86H22ZM25 88V87H24ZM34 88H35V86H34ZM62 88V87H61ZM67 88H69L68 86H67ZM75 88H76V86H75ZM79 88V87H78ZM86 88V87H85ZM123 88H124V86H123ZM129 88V87H128ZM133 88H134V85H133ZM133 88H131V89H133ZM150 88V87H149ZM162 88H164V87H162ZM242 88H243V86H242ZM27 89V88H26ZM32 89V88H31ZM30 89V90H31ZM49 89V88H48ZM71 89H72V87H71ZM82 89H83V87H82ZM82 89H80V90H82ZM98 89H100V88H98L97 87V91H100V90H98ZM104 89H106L105 88V86H104ZM135 89H137V87L135 88ZM140 89V88H139ZM138 89V91H140ZM148 89V88H147ZM146 88H145V90H147ZM151 89H152V87H151ZM206 89H207V86H206ZM218 89V88H217ZM216 89V90H217ZM223 89H220L221 91L223 90ZM230 89H232L231 87L230 88H228V90H230ZM241 89V88H240ZM250 89V88H249ZM258 89H260V87L258 88ZM25 90V89H24ZM60 90V89H59ZM73 90H75L74 89V87H73ZM87 90V89H86ZM123 90V89H122ZM239 90V89H238ZM238 90H237V95H238ZM244 90V89H243ZM243 90H242V92H241V94L242 93H244L243 92ZM261 90H262V88H261ZM52 91V90H51ZM61 91V90H60ZM63 91V90H62ZM83 91V90H82ZM106 91H108L107 89H106ZM164 91V90H163ZM189 91H192V88L189 90ZM219 91V90H218ZM234 91H235V89H234ZM25 92H28L27 90H25ZM31 92H32V90H31ZM30 92V93H31ZM47 93V90H44V93ZM58 92V91H57ZM56 92V93H57ZM67 92V91H66ZM69 92V91H68ZM212 92H213V90H212ZM216 92V91H215ZM39 93H40V91H39ZM87 93V92H86ZM99 93V92H98ZM131 93H132V90H131ZM133 93H135V92H133ZM150 93V92H149ZM167 93V95H169ZM228 93H229V91H228ZM235 93V92H234ZM257 93V92H256ZM48 94H50V92L48 93ZM90 94V93H89ZM89 94H87V95H89ZM95 94H96V92H95ZM128 94V93H127ZM155 94V93H154ZM161 94V93H160ZM189 94V93H188ZM225 95H226V98H227V93H224ZM231 94H232V92H231ZM247 94L248 93H246L245 95L247 96ZM260 94H263L262 92L260 93ZM55 95V94H54ZM59 95V94H58ZM57 95V96H58ZM72 95V94H71ZM145 95H146V93H145ZM217 96H218V94H216ZM230 95V94H229ZM250 95V94H249ZM16 96V95H15ZM33 96V95H32ZM48 96V95H47ZM51 96H53V95H51ZM50 96V97H51ZM56 96V95H55ZM54 96V97H55ZM65 96V95H64ZM95 96H97V95H94V97ZM141 96V95H140ZM221 97H222V94L220 95ZM241 96V95H240ZM244 96V95H243ZM242 96V97H243ZM39 97V96H38ZM37 97V98H38ZM41 97V96H40ZM43 97V96H42ZM42 97H41V100H42ZM83 97V96H82ZM131 97V96H130ZM149 97V98H148ZM242 97H240V98H242ZM248 97V96H247ZM44 98H45V95H44ZM58 98V97H57ZM75 98V97H74ZM129 98V97H128ZM128 98H127V100H128ZM139 98V97H138ZM256 98V101H257V97H255ZM40 99V98H39ZM51 99V98H50ZM53 99V98H52ZM51 99V100H52ZM59 99V98H58ZM142 99V98H141ZM249 99H250V101H248V105L246 104H244L245 106H250V102H252L251 101V97H249ZM7 100V99H6ZM15 100V99H14ZM33 100V99H32ZM48 100H49V98H48ZM56 100V99H55ZM64 100V99H63ZM74 100H76V99H74ZM83 100H85L84 98H83ZM82 100V101H83ZM121 100V99H120ZM171 100V99H170ZM246 100H247V98H246ZM246 100H245V103H247L246 102ZM253 100H254V97H253ZM3 101H5V100H3ZM17 101V100H16ZM47 101V100H46ZM57 101V100H56ZM64 101H66V98H65V100ZM125 101V100H124ZM244 101V100H243ZM31 102V101H30ZM121 102H123L122 100H121ZM142 102V101H141ZM173 102V103H174ZM233 102H234V100H233ZM241 102V101H240ZM253 102H255V100L253 101ZM42 103H43V101H42ZM44 103H46V102H44ZM49 103V102H48ZM44 104L46 107H47V109H49V110H51L52 111V113L54 114V115H56V117H60L61 118V121H62V123H65V125H68L67 123H68V121H67V119H68V114L70 113V111L69 112H67V111H63V110H61V109H58L57 108V105H56V107H52L51 105H49V104ZM50 103H51V101H50ZM58 103V102H57ZM61 103H63V102H61ZM73 102H71V104H72ZM124 103V102H123ZM128 103V102H127ZM177 103V104H176ZM227 103H229V102H227ZM56 104V103H55ZM70 104V105H71ZM139 104H140V100H139ZM234 104V103H233ZM241 104V103H240ZM32 105H34L33 103H32ZM31 105V106H32ZM54 105V104H53ZM69 105V104H68ZM73 105H74V103H73ZM127 105V104H126ZM143 105V104H142ZM217 105V104H216ZM223 105H224V103H223ZM258 105V104H257ZM62 106V109L65 107V105H64V107H63V104L61 105ZM123 106H125V104H123ZM145 106V105H144ZM235 106V105H234ZM34 107H35V105H34ZM42 107V106H41ZM44 107V106H43ZM70 107V106H69ZM126 107V106H125ZM224 107H226V106H224ZM237 107V106H236ZM255 107H256V105H255ZM33 108V107H32ZM45 108V107H44ZM66 108V107H65ZM73 108H75V107H73ZM124 108V107H123ZM122 108V109H123ZM238 108V107H237ZM243 108V107H242ZM241 108V109H242ZM5 109V108H4ZM14 110H15V108H13ZM38 109V108H37ZM43 109V108H42ZM42 109H39V110H42ZM133 109V108H132ZM145 109V108H144ZM213 109V108H212ZM219 109V108H218ZM220 109H222V108H220ZM232 109V108H231ZM240 109V108H239ZM245 109H246V107H245ZM29 110V109H28ZM33 110V109H32ZM38 110V111H39ZM74 110V109H73ZM230 110V109H229ZM229 110H228V112L227 113H229ZM244 110V109H243ZM254 110V109H253ZM6 111V110H5ZM17 111V110H16ZM34 111V110H33ZM127 111V110H126ZM126 111H124V112H126ZM143 111V110H142ZM141 111V112H142ZM217 111V110H216ZM220 111V110H219ZM236 111H237V109H236ZM4 112V111H3ZM41 112V111H40ZM210 112H211V110L210 111H208V116H209V114H210ZM232 112V111H231ZM240 111H238V113H239ZM244 113L246 112L245 110L243 111ZM243 112H242V115H243ZM255 112V111H254ZM10 113V112H9ZM34 113V112H33ZM33 113H32V115H33ZM51 113V114H52ZM214 113V112H213ZM6 114V113H5ZM7 114H8V112H7ZM36 114H39V113H36ZM50 114V113H49ZM212 114V113H211ZM9 115V114H8ZM8 115H7V117H8ZM54 115H52V116H54ZM72 115H73V113H72ZM250 115H251V111H250ZM74 116V115H73ZM109 116V115H108ZM116 116V115H115ZM141 116H143V112H142V115ZM214 116V115H213ZM244 116V115H243ZM4 117H5V115H4ZM18 117V116H17ZM36 117V116H35ZM44 116H37V118L36 119H39V121L41 122V127L43 126V122L44 121H46V120H44L45 119V117L43 118ZM113 117V116H112ZM204 117V116H203ZM216 117V116H215ZM215 117H213V118H215ZM237 117V116H236ZM247 117V116H246ZM6 118V117H5ZM4 118V119H5ZM19 118V117H18ZM49 119L51 118L50 117V115H49V117H48ZM8 119H9V117H8ZM12 119V118H11ZM46 119H47V117H46ZM55 119V118H54ZM140 119V118H139ZM211 119V118H210ZM30 120V119H29ZM48 120V119H47ZM136 120V119H135ZM143 120L144 119H142V122H143ZM215 120H217L216 118H215ZM220 121H222V119H219ZM13 121V120H12ZM32 121V120H31ZM36 121V120H35ZM190 121V120H189ZM2 122V121H1ZM16 122V121H15ZM117 122V121H116ZM124 122H125V120H124ZM135 122V121H134ZM137 122H138V119H137ZM205 122H206V119H205ZM215 122H217V121H215ZM226 122V121H225ZM225 122H221V123H225ZM33 123V121L31 122V124ZM45 123H47V122H45ZM55 123V122H54ZM120 123V122H119ZM40 124V123H39ZM50 124V123H49ZM70 124V123H69ZM122 124V123H121ZM188 124V123H187ZM212 124H213V119H212ZM211 124V125H212ZM15 125V124H14ZM52 125V124H51ZM118 125V124H117ZM127 125H128V123H127ZM136 125H138V124H136ZM142 125V126H143ZM189 125V124H188ZM200 125H201V123H200ZM199 125V127H201ZM209 125V124H208ZM214 125V124H213ZM228 125V123L226 124V125H224L225 127ZM261 125V124H260ZM22 126V125H21ZM39 126V125H38ZM55 126V125H54ZM62 126V125H61ZM70 126V125H69ZM69 126H68V128H69ZM123 126H125V125H122V129H123ZM131 126V125H130ZM217 126V125H216ZM223 126V125H222ZM33 127H35L34 126V124H33ZM140 126H138V128H139ZM188 127V126H187ZM211 128H212V126H210ZM210 127H208V128H210ZM214 127V126H213ZM218 127V126H217ZM228 127H229V125H228ZM256 127V126H255ZM16 128H17V126H16ZM36 128V127H35ZM45 128V127H44ZM43 127H42V129H44ZM55 128V127H54ZM117 128V127H116ZM121 128V127H120ZM125 128V127H124ZM211 128H210V131H212L211 130ZM27 129V128H26ZM118 129L119 128H117V131H118ZM219 129H221V128H219ZM218 129V130H219ZM41 130V129H40ZM39 130V131H40ZM187 130V129H186ZM192 130V131H193ZM197 130H199V128L197 129ZM222 130H224L225 131V129H224V127H223V129ZM26 131V130H25ZM38 131V130H37ZM43 131V130H42ZM71 131V130H70ZM120 131H121V129H120ZM189 131V130H188ZM228 131V130H227ZM54 132V131H53ZM134 132V131H133ZM142 132V131H141ZM194 132V131H193ZM197 132V131H196ZM221 132H223V131H221ZM19 133V132H18ZM64 133H65V131H64ZM112 133H113V131H112ZM121 133H123V130L121 131ZM23 134H25V133H23ZM28 134V133H27ZM39 134V133H38ZM50 134V133H49ZM117 134V133H116ZM133 134V133H132ZM58 135V134H57ZM64 135V134H63ZM134 135V134H133ZM114 136V135H113ZM116 136V135H115ZM120 136V135H119ZM140 136V135H139ZM186 136V135H185ZM189 136V135H188ZM187 136V137H188ZM17 137V136H16ZM38 137V136H37ZM110 137V136H109ZM117 137V136H116ZM192 137V136H191ZM195 137V136H194ZM193 137V138H194ZM246 137V136H245ZM19 138H21V137H19ZM36 138V137H35ZM84 138H85V136H84ZM113 137L111 136V139H112ZM175 138V137H174ZM14 139V138H13ZM23 139V138H22ZM24 139H26V138H24ZM38 139V138H37ZM36 139V140H37ZM61 139V138H60ZM62 139H64V136L62 137ZM61 139V140H62ZM72 139V138H71ZM81 139H82V137H81ZM81 139H79L80 141H82ZM104 139V138H103ZM141 139V138H140ZM178 139V138H177ZM182 139V138H181ZM184 139V138H183ZM223 139V138H222ZM248 139V138H247ZM257 139V138H256ZM20 140V139H19ZM56 140H57V138H56ZM55 139H54V141H56ZM59 140V139H58ZM102 140V139H101ZM105 140V139H104ZM173 140V139H172ZM179 140V139H178ZM264 140V139H263ZM23 141H25V140H23ZM67 141V140H66ZM51 142V141H50ZM63 142V141H62ZM76 142H77V140H76ZM84 142H86L85 140H84ZM105 142H107V143H109L108 141H105ZM179 142H180V140H179ZM6 143V142H5ZM36 143H37V141H36ZM48 143V142H47ZM54 143V142H53ZM52 143V144H53ZM89 143V142H88ZM112 142H110V144H111ZM177 145H178V141L176 140V142H175ZM181 143V142H180ZM260 143V142H259ZM20 144V143H19ZM58 144V143H57ZM76 144V143H75ZM105 144V143H104ZM174 144V143H173ZM262 144V143H261ZM260 144V146H262ZM71 145V144H70ZM74 145V144H73ZM86 146H88V144L86 143L85 144ZM120 145H121V143H120ZM127 145V144H126ZM182 145H184V144H182ZM24 146V145H23ZM41 147H39V149H38V151H37V153L38 154H34V153H31L30 155H29V159H30V162H31V164L29 165V168L27 167V168H24L23 167V165L21 164H18V167H16V171L14 170V173L16 172V174L15 175H17V174H20V176L22 177L21 178V180H18V181H20V183H19V185H21V193L20 194H17L16 195V200H18V202H19V205H21V206H23L24 208H26V212H25V218H27V217H33V219H35L36 220V222H37V227L35 228V230L37 231V233H39V242L42 244V241H48L49 243H52V244H54V246L52 247V248H50V249H48V250H46V251H43L42 249H38V246H39V243H34V244H32V245H30V247H29V250H28V252L27 253H24V255L25 254H27V255H25V257H26V259H24V264H110V255H111V246H110V235H109V232L111 231V227L109 226H107V225H104V220H103V218L105 217L104 215H103V213H100L99 211L96 213V215H94V210H95V205H96V203H95V198L96 197H94V195H97V194H95V192H100V193H104V190L103 189H105V192H106V188H104L103 186H100L99 184H97L98 182H96V184L97 185H92L91 184V179L90 180H88V178L86 177V175H85V173H76L75 171H69V170H67V166L69 165H67L66 167H60V166H58V164H60V161H62V157L63 156H70V152L68 151V150H66V151H64V150H62L63 151V153L61 152L60 153V151H57L56 149L55 150H52L51 148H49V147H46V146H44V145H40ZM50 146H52V145H50ZM111 146V145H110ZM157 146V147H158ZM159 146V147H160ZM181 146V145H180ZM259 146V147H260ZM53 147V146H52ZM125 147V146H124ZM127 147V146H126ZM130 147V146H129ZM24 148H25V146H24ZM28 148V147H27ZM59 148H60V146H59ZM73 148H74V146H73ZM117 148H119V146L117 147ZM180 148V147H179ZM182 148V147H181ZM262 148L264 149V147L262 146ZM2 149V148H1ZM69 149H70V146H69ZM72 149V148H71ZM100 149H102V148H100ZM113 149V148H112ZM111 149V150H112ZM161 149H159V151L161 150ZM261 149V148H260ZM27 150V149H26ZM28 151V150H27ZM79 151V150H78ZM82 151V150H81ZM128 151H129V149H128ZM141 151H142V149H141ZM143 151H144V149H143ZM175 151V150H174ZM260 151V150H259ZM57 152V153H56ZM80 152V151H79ZM91 152V151H90ZM105 152V151H104ZM111 152V151H110ZM121 152V151H120ZM123 152V151H122ZM180 152V151H179ZM178 151H177V153H179ZM246 152V151H245ZM16 153H18V152H16ZM76 153H77V151H76ZM81 153V152H80ZM80 153H78L79 155H80ZM92 153H93V151H92ZM125 153V152H124ZM145 153V152H144ZM143 153V154H144ZM248 153V152H247ZM74 154H75V151H74ZM82 154H84V153H82ZM110 154V153H109ZM129 154V153H128ZM175 154V153H174ZM201 154V153H200ZM24 155H26V154H24ZM78 155V156H79ZM91 155V154H90ZM89 155V156H90ZM97 154H95V156H96ZM107 155V154H106ZM173 155V154H172ZM179 155V154H178ZM180 155H182L183 156V158H184V155H185V153H184V155H183V152L180 154ZM205 155H206V153H205ZM225 155V154H224ZM228 155V154H227ZM227 155H225V158H226V156ZM248 155V154H247ZM256 155H258V153L256 154ZM17 156V155H16ZM73 156V155H72ZM81 157H82V155H80ZM93 156V155H92ZM148 156V155H147ZM154 156V155H153ZM174 156V155H173ZM245 156V155H244ZM244 156H243V158L242 159H244ZM71 157V156H70ZM116 156H114V158H115ZM144 157V156H143ZM146 157V156H145ZM165 157H167V156H165ZM165 157H162V159L164 158L165 159ZM168 157H169V155H168ZM171 157V156H170ZM24 158V157H23ZM73 158H74V156H73ZM73 158L71 157V160L73 161ZM103 158H104V156H103ZM111 158V157H110ZM155 158H157L158 159V157H157V155H156V157ZM247 158V157H246ZM79 159V158H78ZM122 159V158H121ZM174 159H175V157H174ZM176 159H178V157H176ZM180 159V158H179ZM261 159V158H260ZM69 160V159H68ZM102 160V159H101ZM114 160V159H113ZM168 161H169V158L167 159ZM181 160V159H180ZM100 161V160H99ZM98 161V159L95 161H92V163L91 164H89V168H91V170L92 171H95V172H102V162L100 161L99 162ZM121 161V160H120ZM146 161V160H145ZM153 161H154V159H153ZM167 161V162H168ZM263 161V160H262ZM29 162V163H30ZM108 162V161H107ZM123 162V161H122ZM155 162H156V160H155ZM124 163V162H123ZM172 163V162H171ZM177 163V162H176ZM231 163V162H230ZM247 163V162H246ZM84 164V163H83ZM87 164V163H86ZM121 164V163H120ZM180 164H181V162H180ZM179 164V165H180ZM189 164H190V162H189ZM189 164H188V166H189ZM241 164V163H240ZM259 164V163H258ZM17 165V164H16ZM176 165L177 164H175V167H176ZM178 165V166H179ZM194 165V164H193ZM62 166V165H61ZM71 166V165H70ZM107 166V165H106ZM116 166V165H115ZM181 166V165H180ZM260 166V165H259ZM77 167V170H78V167H79V165H77L76 166ZM251 167H253V166H251ZM250 167V168H251ZM188 167H186V169H187ZM189 168H190V166H189ZM259 168V167H258ZM176 169H178V167L176 168ZM87 170V169H86ZM183 170V169H182ZM245 170V169H244ZM184 171V170H183ZM239 171H242V170H239ZM260 171H262V170H260ZM29 173L28 175L29 176H27V179L24 177V173ZM171 172V171H170ZM247 172V171H246ZM245 172V173H246ZM39 173V175H43V176H45V177H43L44 179L42 180V181H39L38 183H31V181H32V179H35V176L37 175ZM116 173V172H115ZM242 173H244V172H242ZM248 173V172H247ZM253 173V172H252ZM258 173V172H257ZM257 173L255 174L257 177H258V175H257ZM90 174V173H89ZM104 175L103 176H105V173H103ZM91 175H92V173H91ZM109 175H110V173H109ZM113 175H114V173H113ZM117 175V174H116ZM234 175V174H233ZM243 175H245V174H243ZM254 175V176H255ZM133 176V175H132ZM249 176V175H248ZM253 176V175H252ZM13 177V176H12ZM114 177H115V175H114ZM113 177V178H114ZM244 177V176H243ZM243 177H241L242 178V180H243ZM1 178V177H0ZM95 178V177H94ZM109 178V177H108ZM113 178H111V179H113ZM251 178V177H250ZM263 178V177H262ZM262 178H261V181H262ZM37 179H38V176H37ZM36 179V180H37ZM180 179V178H179ZM182 179V178H181ZM187 179V178H186ZM235 179V181H236V178H234ZM39 180V179H38ZM41 180V179H40ZM96 180V179H95ZM109 180V179H108ZM239 180H240V178H239ZM239 180H238V183H239ZM260 180V179H259ZM4 181V180H3ZM234 181V180H233ZM248 181V180H247ZM251 181V180H250ZM264 181V180H263ZM263 181H262V183H263ZM94 182V181H93ZM102 182V181H101ZM106 182V181H105ZM109 182V181H108ZM237 182V181H236ZM257 182V181H256ZM259 182V181H258ZM3 183V182H2ZM211 183V182H210ZM249 183V182H248ZM4 184V183H3ZM232 185L234 184V183H231ZM245 183H243L242 184V187H243V185H244ZM255 184H257V183H255ZM14 185H15V183H14ZM99 185V186H98ZM179 185V184H178ZM177 185V187H179ZM249 185H250V183H249ZM16 186V185H15ZM142 186V185H141ZM154 186V185H153ZM229 186H231V185H229ZM234 186V185H233ZM251 186V185H250ZM249 186V187H250ZM14 187V186H13ZM100 187V188H99ZM106 187V186H105ZM223 187H225V186H223ZM256 187V186H255ZM17 188V187H16ZM109 188V187H108ZM158 188V187H157ZM176 188V187H175ZM180 188V187H179ZM231 188V187H230ZM251 188H252V186H251ZM13 189V188H12ZM110 189V188H109ZM154 189H156L155 187H154ZM243 189V188H242ZM249 189V188H248ZM256 189V188H255ZM258 189V191H259V187L257 188ZM256 189V190H257ZM103 190V191H102ZM235 190L236 189H234L233 190V192H235ZM262 190V189H261ZM14 191H15V188H14ZM109 191V190H108ZM113 191V190H112ZM156 191V190H155ZM227 191V190H226ZM229 191V190H228ZM239 192H241V191H239ZM249 193V192H248ZM259 193L260 192H257V194H258V196H259ZM115 194V193H114ZM227 194H228V192H227ZM239 194V193H238ZM234 195V194H233ZM246 195H248L247 193H246ZM256 195V194H255ZM235 197H237L236 196V194L234 195ZM234 196H232V197H234ZM250 196V195H249ZM257 196V197H258ZM102 197V196H101ZM104 197V196H103ZM171 197V196H170ZM239 197V196H238ZM261 197H262V194H261ZM175 198V197H174ZM102 199V198H101ZM106 199V198H105ZM176 199V198H175ZM232 199V198H231ZM231 199H229V200H231ZM233 199H236V198H233ZM249 199V198H248ZM248 199H247V201H248ZM259 199H260V197H259ZM15 200V201H16ZM98 200V199H97ZM238 200V199H237ZM239 200H241V199H239ZM238 200V201H239ZM100 201V200H99ZM183 201V200H182ZM250 201V200H249ZM257 201V200H256ZM255 201V202H256ZM260 201V200H259ZM259 201L257 202V203H259ZM263 202H264V197H263V200H262ZM231 202V201H230ZM234 202H235V200H234ZM254 202V203H255ZM16 203H17V201H16ZM175 203V202H174ZM173 203V204H174ZM241 203H242V201H241ZM246 203V202H245ZM244 203V204H245ZM256 203V204H257ZM100 204H101V202H100ZM104 203H102V205H103ZM117 204V203H116ZM115 204V205H116ZM108 205V204H107ZM110 205V204H109ZM234 205H235V203H234ZM234 205H233V207H234ZM254 205V204H253ZM252 205V206H253ZM259 204H257V206H258ZM7 206V205H6ZM100 206V205H99ZM174 206V205H173ZM250 206V205H249ZM249 206H247V207H249ZM252 206H251V208H252ZM103 207V206H102ZM109 207V206H108ZM117 207V206H116ZM254 207H256V205L254 206ZM259 207V206H258ZM16 208V207H15ZM101 208V207H100ZM104 208H105V206H104ZM103 208V209H104ZM110 208H111V206H110ZM115 208V207H114ZM236 208V207H235ZM238 208V207H237ZM260 208V207H259ZM121 209V208H120ZM232 209H234V208H232ZM231 209V210H232ZM247 209V208H246ZM249 209V208H248ZM110 210V209H109ZM114 210V209H113ZM112 210V211H113ZM253 210H255V209H253ZM261 210V209H260ZM103 211V210H102ZM101 211V212H102ZM111 211V212H112ZM237 211V210H236ZM8 212V211H7ZM19 212V211H18ZM125 212V211H124ZM128 212V211H127ZM260 212V211H259ZM264 212V211H263ZM0 213H1V211H0ZM3 213V212H2ZM20 213V212H19ZM234 213V212H233ZM237 213V212H236ZM235 213V214H236ZM255 213H257L256 211H255ZM114 214V213H113ZM117 214V213H116ZM125 214V213H124ZM234 214V215H235ZM120 215H121V213H120ZM129 215V214H128ZM128 215H126V217L128 216ZM233 215V216H234ZM3 216V215H2ZM132 216H133V214H132ZM131 216V217H132ZM135 216V215H134ZM259 216V215H258ZM4 217H5V215H4ZM21 217V216H20ZM124 217H125V215H124ZM130 217V216H129ZM128 217V218H129ZM3 218V217H2ZM97 218V220L98 221H101V222H97V223H95V225L93 224V220H95ZM113 218V217H112ZM121 218V217H120ZM127 218V219H128ZM233 218V217H232ZM262 218V217H261ZM1 219V218H0ZM6 219V218H5ZM28 219V218H27ZM116 219H117V217H116ZM135 219V218H134ZM133 219V220H134ZM247 219V218H246ZM120 220V219H119ZM132 220V221H133ZM233 220H234V218H233ZM242 220V219H241ZM109 221H111V220H109ZM121 221V220H120ZM140 221V220H139ZM243 221V220H242ZM241 221V222H242ZM246 221V220H245ZM245 221H243L244 222V225H245ZM108 222V221H107ZM113 222H115V219H113ZM144 222V221H143ZM236 222V221H235ZM240 221H239V223H241ZM133 223H134V221H133ZM137 223V222H136ZM239 223H238V225H239ZM252 223V222H251ZM25 224V223H24ZM112 224V223H111ZM124 224H125V222H124ZM130 224V223H129ZM141 224V223H140ZM262 224H264V222L262 223ZM3 225V224H2ZM132 225V224H131ZM138 225V224H137ZM234 225V224H233ZM32 226V225H31ZM34 226V225H33ZM251 226V225H250ZM256 226H258V224L256 225ZM259 226H260V224H259ZM258 226V227H259ZM264 226V225H263ZM263 226H261V231H262V233H263V230H262V227ZM149 227V226H148ZM243 227V226H242ZM245 227V226H244ZM127 228V227H126ZM151 228V227H150ZM158 228V227H157ZM32 229V228H31ZM149 229V228H148ZM156 229V228H155ZM263 229H264V227H263ZM117 230V229H116ZM124 230H125V227H124ZM154 230V229H153ZM7 231V230H6ZM131 231V230H130ZM130 231H129V234L131 235L132 233H130ZM124 232V231H123ZM140 232V231H139ZM142 232V231H141ZM111 233V232H110ZM250 233V232H249ZM257 233V232H256ZM34 234H36V233H34ZM99 234V235H98ZM113 234V233H112ZM117 234V233H116ZM125 234V233H124ZM133 234L135 235V233L133 232ZM253 234V233H252ZM259 234V233H258ZM6 235H8L7 233H6ZM129 235V236H130ZM134 235L132 236V237H134ZM10 236V235H9ZM34 236V235H33ZM32 236V237H33ZM113 236V235H112ZM127 236H128V233H127ZM3 237H5V236H3ZM7 237V236H6ZM31 237V238H32ZM137 237H139V236H137ZM146 237V236H145ZM239 237V236H238ZM246 237H248V236H246ZM245 237V238H246ZM263 237H264V235H263ZM136 238V237H135ZM8 239V238H7ZM113 239H114V237H113ZM139 239V238H138ZM254 239V238H253ZM41 240V241H40ZM117 240V239H116ZM146 240V239H145ZM147 240H149V239H147ZM243 240V239H242ZM251 240H252V238H251ZM113 241V240H112ZM111 241V242H112ZM139 241V240H138ZM244 241H245V239H244ZM254 241V240H253ZM252 241V242H253ZM115 242V241H114ZM137 242V241H136ZM245 243V242H244ZM256 243V242H255ZM112 244V243H111ZM136 244V243H135ZM252 244V243H251ZM257 244H258V247L257 248H259V251H260V253H262V256H263V258H264V240H258V242H257ZM51 245V244H50ZM137 245V244H136ZM255 245V244H254ZM22 246H23V244H22ZM133 246V245H132ZM135 246V245H134ZM133 246V247H134ZM19 247H21V245L19 246ZM130 247V246H129ZM128 247V248H129ZM132 247V248H133ZM139 248V247H138ZM17 250H15V252H14V256L13 257H16L17 256V254H18V252H16ZM116 251V250H115ZM132 251V250H131ZM254 251V250H253ZM118 252V251H117ZM34 253V255L38 258V260H37V262L36 263H34L35 261L34 260H32V258H31V255ZM244 253L245 252H242V254H243V256L245 257V255H244ZM241 254V255H242ZM252 254V253H251ZM255 255V254H254ZM115 257V256H114ZM17 258V257H16ZM238 258V257H237ZM246 258V257H245ZM245 258H244V260H245ZM255 258V257H254ZM253 257H251L250 255L247 257V261H248V264H257V262L255 261V259H254ZM263 258H261V259H263ZM15 259V258H14ZM13 259V260H14ZM16 260V259H15ZM237 260V259H236ZM240 260H241V258H240ZM114 262V261H113ZM150 262V261H149ZM181 262V261H180ZM184 262V261H183ZM218 262V261H217ZM235 262V261H234ZM241 262V261H240ZM148 263V262H147ZM151 263V262H150ZM185 263V262H184ZM238 263V260H237V262H236V264ZM12 264H13V262H12ZM14 264H15V262H14ZM115 264V263H114ZM180 264V263H179ZM183 264V263H182ZM243 264V263H242ZM247 264V263H246Z\"/></svg>","mask_w":264,"mask_h":264}]
</instances>
